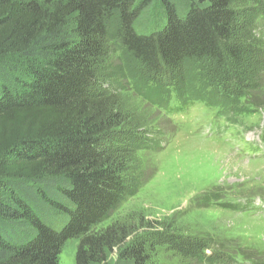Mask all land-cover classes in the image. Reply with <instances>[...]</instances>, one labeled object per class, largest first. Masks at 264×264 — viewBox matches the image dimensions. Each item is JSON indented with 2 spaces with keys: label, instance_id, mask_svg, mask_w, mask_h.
<instances>
[{
  "label": "trees",
  "instance_id": "16d2710c",
  "mask_svg": "<svg viewBox=\"0 0 264 264\" xmlns=\"http://www.w3.org/2000/svg\"><path fill=\"white\" fill-rule=\"evenodd\" d=\"M256 2L264 20V0ZM246 8L242 0H0V264H61L70 241L76 264H157L140 226L101 228L138 192L137 150L164 149L162 139L138 140L153 124L123 94L159 114L201 102L226 117L254 115L264 105L225 66L251 56V44H236L252 39L239 33ZM170 70L188 72L181 89L157 81ZM119 135L126 149L112 142ZM208 248L185 253L221 264L223 253L208 257Z\"/></svg>",
  "mask_w": 264,
  "mask_h": 264
},
{
  "label": "rangeland",
  "instance_id": "374dc122",
  "mask_svg": "<svg viewBox=\"0 0 264 264\" xmlns=\"http://www.w3.org/2000/svg\"><path fill=\"white\" fill-rule=\"evenodd\" d=\"M242 1L248 11L243 13L239 33L251 34L252 39L251 42L237 40L236 44H251V56L241 64L227 57L225 66L230 67L233 79L242 81L243 88L264 105V71L259 72L256 81L247 80L252 69L264 65V20L257 17L261 13L257 12L260 8L257 0ZM139 32L146 34L142 28ZM118 57L119 54L115 58ZM187 74L184 70H170L158 76L157 81L162 89L166 83L181 89L187 82ZM153 76L150 72L143 73L149 80ZM100 90L97 88V92ZM123 96V100L153 124L136 132L138 140L162 139L164 149L137 150L134 167L140 180L138 192L101 228L116 220L140 226L137 236L146 235L151 252L158 250L157 264H198L193 254L185 251L206 245H209L207 255L217 251L234 254L240 261L246 258L264 263V145L257 144L262 118L259 127L244 135V127L219 123L211 114L214 109L200 103L193 106L200 108H190L186 115L171 120L133 93ZM201 108L206 111L201 112ZM246 125L251 123L246 120ZM124 139V135H119L112 142L120 145L121 141L126 149ZM223 203L236 208L221 207ZM77 248V241L68 242L60 263L76 264ZM116 255L119 254L114 258Z\"/></svg>",
  "mask_w": 264,
  "mask_h": 264
}]
</instances>
